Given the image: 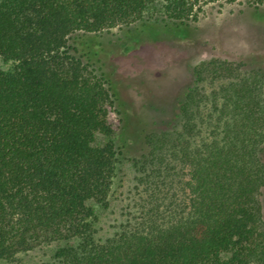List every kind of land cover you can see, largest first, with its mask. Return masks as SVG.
Returning <instances> with one entry per match:
<instances>
[{
  "label": "trees",
  "instance_id": "1",
  "mask_svg": "<svg viewBox=\"0 0 264 264\" xmlns=\"http://www.w3.org/2000/svg\"><path fill=\"white\" fill-rule=\"evenodd\" d=\"M153 1L0 0V57L14 63L0 69L1 263L264 264L263 70L195 64L141 152L116 144L101 38L148 32ZM164 1L178 25L235 0Z\"/></svg>",
  "mask_w": 264,
  "mask_h": 264
},
{
  "label": "rangeland",
  "instance_id": "2",
  "mask_svg": "<svg viewBox=\"0 0 264 264\" xmlns=\"http://www.w3.org/2000/svg\"><path fill=\"white\" fill-rule=\"evenodd\" d=\"M165 5L164 0L147 5L148 32L131 26L132 39L122 42L120 29L114 27L101 38L108 46L103 62L123 120L116 144L121 147L124 139L128 144L122 148L123 156L139 154L143 133L169 123L192 82L195 64L223 58L264 71V6L254 10L241 0L207 3L197 20L175 25L167 19ZM13 65L0 57L1 70ZM127 165L122 162V171ZM262 206L264 214V189Z\"/></svg>",
  "mask_w": 264,
  "mask_h": 264
}]
</instances>
